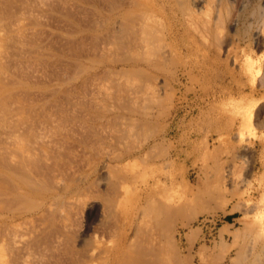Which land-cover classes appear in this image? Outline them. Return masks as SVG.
<instances>
[{"label": "rangeland", "instance_id": "rangeland-1", "mask_svg": "<svg viewBox=\"0 0 264 264\" xmlns=\"http://www.w3.org/2000/svg\"><path fill=\"white\" fill-rule=\"evenodd\" d=\"M229 1L234 5L222 43L241 38L242 47L247 48L253 34L242 33L245 26L238 13L248 1ZM32 4L34 9L29 8ZM100 6L98 0H0V25L7 27L5 31L13 29V19L16 22L28 7L23 20L29 37H21L25 43L14 38L13 31H2L6 75L12 68L17 76V80L10 78L12 83L4 79L10 84L7 89L25 100L33 96L25 103L35 107L36 120L47 114L54 120L53 136L43 138L53 155L46 160L54 164L52 168L44 159L43 167L56 169L38 171L52 173L50 177L37 173L42 180L33 175L32 179L42 182L47 176L43 183L31 179L46 194L29 196L25 192L29 186L17 177L9 178L12 192L8 188L2 195L1 191L0 198H8L3 204L13 208L5 204L10 211L4 207L2 212L10 220L15 215L13 225L21 229L20 243L17 238L14 242L20 249L28 246L19 251L18 264H127L131 260L264 264V89L260 79L252 91L250 81L224 75L225 68L210 62L206 73L177 57L172 62L170 49L181 50L179 55L187 60H202L206 53L189 44L184 30L176 40L162 42L154 58L158 62L152 65L123 66L115 63L113 55L111 62V55L100 50L101 34L106 33L99 25ZM29 49L35 57L31 59L30 54L27 59L36 63L25 58ZM218 53L224 59L223 48ZM165 57L170 61H164ZM241 58L234 63L231 58L229 68L237 72ZM24 60L32 68L29 75L25 69L27 77L19 75ZM212 72L216 75L211 76ZM230 213L235 217L231 224L226 223ZM205 217L218 220L215 230L209 224L199 225ZM116 249V259L106 255Z\"/></svg>", "mask_w": 264, "mask_h": 264}, {"label": "bare ground", "instance_id": "bare-ground-1", "mask_svg": "<svg viewBox=\"0 0 264 264\" xmlns=\"http://www.w3.org/2000/svg\"><path fill=\"white\" fill-rule=\"evenodd\" d=\"M98 1L101 5L100 6L101 7V9H100L101 10L100 11L101 20L100 21H102V23H100L99 25H100L102 31L106 30V33L104 35L101 34V37H100L101 42H102L101 43L99 41L101 43V45H100L101 49L100 50H102V53L104 55H107V56L109 55L108 57H110V55H111V57H110L111 59L109 58V60H111V62H112V58H113L112 55H113L115 58V63L116 62H118L119 64L121 63L123 66H129L131 68L132 67L145 68V66H147V65L148 66L152 65V64L156 63V61L158 60V59L156 60L154 58L157 57L158 54H160V49L162 50V48H161L162 42L167 41V40H171V41L176 40L178 32L181 30H184L188 34L189 44H191L192 47L194 46V47H197L199 49L206 50V53H205L204 58L202 60H200L201 58L198 60H187V59H183V57L179 55L181 50H178V49L176 50V48H175V50L170 49L168 54L171 56L170 58H171L172 62L177 57V59L179 61H185L187 63H191V65L194 64V67H197L198 70H200L201 72H204V73H206L207 64L210 62L213 66H217V67L221 66V67L225 68V71L222 72L224 75L226 73L228 75L232 74L233 77L237 76V77H240V79H247L248 81H250L251 85H252L251 86L252 91H256V87L254 85H255V81L257 79H260V83L262 84L263 89H264V1L263 0H256V2L255 3L253 2L254 4H251V5H249L251 0H246L249 3L247 2V5H244L245 7L242 10H239L238 19L245 26L242 33H244V34L246 33L247 36L249 35V33L253 34V37L250 39V44L248 45L247 48L242 47V41L240 40L241 38H238L237 40H235V38L232 37L233 40L230 43H229V41L228 42L226 41L227 43L224 42L225 45H223L224 43H222V41L226 40L225 36L227 35V21H228V17L232 13V7L234 5L229 0H98ZM27 4H29V3H27ZM11 5H13V4H11ZM33 5L34 4H32L31 5L32 7H29V8H33ZM27 8H26V10H27ZM23 9L24 8H22V10ZM29 10H31V9H29ZM25 11L22 13L23 15L21 14V16H22V18H21L19 12H22V11L19 10L18 13H19L20 17H18L17 20H15L16 22H14V19H13L16 16L11 18V19H13V23H14V25H13V23L11 24L12 26H14V27L11 26V28H13L12 30L7 29L5 31L4 30L5 27L2 29L3 24H2V26L0 25V44L4 40L3 34L4 33L8 34L7 33L8 31L14 32V34H15L14 38L19 37V39H20L21 37L22 38L25 37L24 35H27L26 33L28 32V29L24 25V23H25L24 17L26 15ZM15 13H17V12H15ZM30 15H31V13H30ZM23 18H24V20H23ZM6 26H8V25H6ZM26 30H27V32H26ZM30 30H32V29H30ZM101 30H100V32H101ZM2 31L4 33H2ZM28 34H29V32H28ZM32 35H34V34H32ZM30 38H32V37H30ZM30 38H29V40H31ZM222 39H224V40H222ZM23 40L24 39H22V41ZM41 40H43V39H41ZM4 41H6V39ZM25 41H23L22 43H25ZM30 42H32V41H30ZM16 43L19 44L17 41H16ZM212 45L216 46L217 48L212 49ZM1 46H2V44H1ZM1 46H0V48H1ZM2 47L4 49V46H2ZM33 48L34 47H32V49ZM222 48L224 50V59H221V57L218 53V50H220V49L222 50ZM34 51L35 50H32V52H34ZM5 52L6 51L0 50V177H1L0 180L2 179L3 181H5V179H7V178L8 179L5 182H1L2 180L0 181V185L3 186V184H4V186L6 185L5 187L7 188V189H5V187L3 188L2 186H0V195L2 193H3L2 195L8 193L6 191H8L9 190L8 188L11 187L10 179L11 178L14 179L13 177H17L16 178L17 180L22 179L21 181L25 182L29 186V188L26 191L24 190L29 196H33L36 194H38V195L42 194L43 195L46 193L43 191H39V189L34 185V182H36L37 180L42 178V177L39 178L40 175L39 176H36V175L41 174L42 172L45 174V172H46V174L48 173V175H49L48 177H50V175H52V173L56 169L54 167L55 168L54 171H51V170H53L52 166L54 163L52 164V166H51V164H49L50 161H48V160H50L52 158L50 157L51 154L49 153V151L46 148L48 145L47 144L48 142L46 143L47 145L45 146L46 141H44V139H47L46 137H49L51 130L54 129V128H51V126H52L51 123H53L52 122L53 119H51V116L49 114H47V115H44L43 118H39L38 120H36L37 119V118H35L36 114L34 113V112H36L34 109L35 107L30 105V102H29L30 106L27 105V103H25L27 101V99H29L30 97H33V96H30L29 98H27L25 100V97L23 98L22 94L20 95L18 93L19 96H16L14 93H13L14 95L9 93L10 91L7 89V86H6L8 84V82L5 81L4 79L9 80V83H10L12 81V80L10 81V78L15 79L17 76L14 73V70L11 68L10 71L13 74L11 75V72H10V76H12V77H10V76L7 77L6 72L9 71V68H8V65L5 64L7 62L5 60V57H6ZM26 53L28 54V52H26ZM39 53H41V52H39ZM163 53L167 55L166 52H163ZM19 54L21 55V57L23 56L21 53H19ZM27 54L24 55L26 59L29 58V55L31 54V50L29 51L28 56H27ZM164 54H163V59H164ZM20 55H18V56H20ZM33 55L31 54L30 58L35 57ZM100 55H101V53H100ZM24 56L22 58H24ZM107 56H105L106 59L108 58ZM239 56H242V58H241L239 70L236 72L235 70L229 68L228 62L230 61L231 58H233V60H231L233 62H231V63H234V61H238ZM100 58H102V56H100ZM31 59H27V60H29V61L34 60V59L31 60ZM165 59H166V57H165ZM27 60L26 61L24 60V62L22 61L23 62L22 64H24V69L22 70L23 71L22 73H24V74H22L21 72H20L21 74H19V71L17 70L18 71L17 72L15 69V71L19 75H26V77H27V74H26L27 72L25 71V69L26 68L28 69L27 70L28 75H29L30 69H32V68H30L31 66L28 67V65L27 66L25 65L26 62H27L26 64H28V62H29ZM167 60H169V59H166L164 61H167ZM17 61L18 62L20 61L19 58ZM164 61H163V63L166 64V62H164ZM18 62H17V65L19 66ZM34 62L35 61H33V63ZM5 65L7 66V69H6ZM32 66H33V64H32ZM21 67H22V65H21ZM21 67L19 66L20 71H21ZM6 70H8V71H6ZM7 74H9V72ZM13 75H15V76H13ZM19 75H18V78H20ZM212 75H216L215 72L214 73L212 72L211 76ZM23 77L24 76H21V78H23ZM26 77H24V79ZM224 78H225V76H224ZM240 79H238V80H240ZM2 80H4V81H2ZM15 80H17V78ZM15 80H13V82ZM1 81L4 84L3 86H1V84H2ZM18 82H19V80H18ZM14 83H16V82H14ZM17 84H19V83H17ZM8 85H10V84H8ZM239 88H241V87H239ZM229 90H230V88H229ZM28 92L29 91H26L27 94H28ZM26 93L24 94V96L26 95ZM30 100H32V99H30ZM74 107H75V105H74ZM62 109H64V108H62ZM33 114L35 115L34 117H33ZM63 119L65 121L64 117H63ZM58 123H59V121H58ZM40 130H42V131H40ZM39 138H40V140H39ZM42 140H43V143H42ZM35 143H36L37 147H36V145H34ZM38 143H39V145H38ZM47 156L50 158H46ZM51 156L53 157V155H51ZM44 159H45V161H48L47 165L52 167V168L50 167L51 169L49 167H47L49 169V171H51L52 173H50L48 171H45V172L41 171V173H39L40 170L42 168H44L43 167V162L45 163ZM46 159H48V160H46ZM46 169L44 168V170H46ZM26 171L28 173H26ZM12 172L15 174H13ZM18 172H21V173H19L20 174L19 177L16 176V175H18V174H16ZM29 173H32V174H29ZM21 174L24 176H21ZM34 174L39 179H36V177H34L35 180H34V178L32 179ZM3 176H4V178L6 176V178L5 179L2 178ZM28 176L29 177L31 176V178L30 179L27 178ZM45 177L47 179V176H45ZM51 178H52V176H51ZM31 179L34 180V182ZM41 180H39V181L42 182ZM45 180L43 182H45ZM8 181L10 182V185H8L9 184ZM51 181H53V180H51ZM12 182H14V180H12ZM12 184L15 185L14 183H12ZM37 184H38V182H37ZM43 186H45V185H43ZM15 187H16V185H15ZM12 189L13 188H10L11 192H12ZM17 189L23 191V189H19L18 186H17ZM14 190L16 191L15 188H14ZM1 191H2V193H1ZM15 191H13L14 194H15ZM9 194H12V193L9 192ZM16 195L17 196H15V198H19L21 196L20 194L18 195V193ZM2 199L3 198H0V200H2ZM5 199L7 200L8 198L4 197V200ZM12 199H14V198H12ZM4 200H2V203H0V264H16V263L18 264V262H19L18 259H20V257L22 256L20 254V252L22 250L24 251V249L27 248L28 246L25 247V245H24L25 248L20 249V247H19L20 244H17V243H20V240H18V238H17L19 236L18 232H20L19 231L20 228L17 230L16 229L17 227H15L13 225L15 222L14 221L15 215L12 216V214H11L10 216H12V218L10 220V219H8V216H6L4 214L5 212L4 213L2 212L5 208H6V210H8V209H10V207H12L11 205H10V207H8L10 203L8 204L5 202L3 204ZM8 201H10V199ZM5 204H8L7 205L8 209H7V207L3 206ZM11 204L13 205L12 201H11ZM16 206H18L17 201H16ZM1 208H3V210H1ZM12 209L13 208H11L10 210L13 211ZM14 209L16 210L15 206H14ZM10 210H8V211H10ZM31 223H32V221H31ZM33 224H34V222H33ZM28 229H26V230H28ZM31 233H33V232H31ZM60 234L61 233H59V235ZM24 236H25V234H24ZM16 238L18 240V242L16 241L17 243L14 242ZM30 238H31V236H30ZM24 242L25 241H22L21 244ZM28 243H30V242H28ZM7 244L10 248L9 247L6 248ZM29 245L31 246V244H29ZM7 249H8V251H6ZM9 251H10V253H9ZM18 253L21 256H18ZM118 253H119V249H116L114 251H107L106 255H108L110 258L112 257V258L116 259L118 257ZM8 254H11L9 256H12L13 258L10 259V257L8 256V259H7ZM30 254H31V252H30ZM8 260H10V261H8ZM127 264H147V261L146 260H138V261L131 260Z\"/></svg>", "mask_w": 264, "mask_h": 264}, {"label": "built area", "instance_id": "built-area-1", "mask_svg": "<svg viewBox=\"0 0 264 264\" xmlns=\"http://www.w3.org/2000/svg\"><path fill=\"white\" fill-rule=\"evenodd\" d=\"M205 224L211 225V229L215 230L218 225V220L215 219L214 217H205L199 222V225H205ZM213 238H216V235H214Z\"/></svg>", "mask_w": 264, "mask_h": 264}, {"label": "crops", "instance_id": "crops-1", "mask_svg": "<svg viewBox=\"0 0 264 264\" xmlns=\"http://www.w3.org/2000/svg\"><path fill=\"white\" fill-rule=\"evenodd\" d=\"M234 219H235V217L233 216V213H230L228 220H226V223L231 224V220H234Z\"/></svg>", "mask_w": 264, "mask_h": 264}]
</instances>
